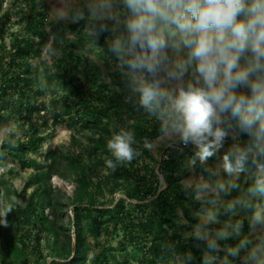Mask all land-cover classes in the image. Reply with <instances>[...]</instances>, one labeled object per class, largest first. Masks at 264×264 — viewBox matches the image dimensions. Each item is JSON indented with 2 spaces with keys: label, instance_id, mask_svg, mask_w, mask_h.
<instances>
[{
  "label": "clouds",
  "instance_id": "1",
  "mask_svg": "<svg viewBox=\"0 0 264 264\" xmlns=\"http://www.w3.org/2000/svg\"><path fill=\"white\" fill-rule=\"evenodd\" d=\"M50 14L57 23L85 22L92 42L108 32L107 53L115 58L125 102L158 122L157 136L143 137L142 146L134 130L113 133L106 142L112 157L105 158L106 167L131 163L142 149L191 145L194 154L185 167L194 170L230 139L221 161L204 168L207 178L193 174L181 181L192 199L208 206L185 238L206 243L202 264H233L229 257L239 264H264V206L255 205L246 234L242 220L218 219L220 209L252 207L247 197L221 196L237 186L241 174L252 178L250 194L264 196V0H59ZM54 43L42 47L41 57L57 56ZM222 173L229 180L213 184ZM11 211L0 212L5 226ZM233 237H239L237 245L224 249L223 258L214 255L220 241ZM163 251L167 264L193 259L191 252L170 245Z\"/></svg>",
  "mask_w": 264,
  "mask_h": 264
},
{
  "label": "rangeland",
  "instance_id": "2",
  "mask_svg": "<svg viewBox=\"0 0 264 264\" xmlns=\"http://www.w3.org/2000/svg\"><path fill=\"white\" fill-rule=\"evenodd\" d=\"M75 2L78 3L79 0ZM58 4L59 0H36L33 5L29 0H0V20L7 14L10 16V20L3 24L2 31L5 38L0 40V58L4 64L8 62L12 53L13 34H18L25 29V17L32 11L45 12V26L48 32L55 25H73L55 21L54 16L50 14V9ZM80 23L83 26L80 32L70 29L65 31V38L56 48L57 56L48 58L40 55L29 60L34 66V71L28 78L32 80L33 92L39 91L37 102L41 110L29 117L21 119L20 116H16L0 123V148L8 147L0 153V212L7 207L12 209L7 214L6 226L5 217L0 215V264H49L60 259L62 248L58 242H66L69 236H73L70 231L73 216L72 202L80 187L79 180L82 175H80V165L86 168L85 184L89 186L91 192H95L96 187L101 184L103 194L96 193L98 207L112 206L120 200H126L125 189L136 186L137 180L133 179L128 183L122 176L115 175L116 169H109L105 165V158H112L106 148L107 140L120 128L130 129L134 119L128 117L125 123L118 122L112 115L114 112H111V119L102 115L98 125L87 118L79 120L88 116L86 106H95L97 110H101L103 105L102 102L97 101L94 81L86 79L83 74L74 75L72 87L67 88L65 82L68 78L60 74L53 75L55 69L52 68L58 60L64 58L63 52L68 50L89 61L97 76L98 86H106L117 94L122 92L118 82L120 85L123 82L115 71V58L107 53V38L101 33L99 39L92 42L85 35V22ZM39 41L40 39L36 38V42ZM52 41L53 36L49 35L45 44L52 46ZM44 45H40V50ZM2 47L6 50L3 51ZM83 68H85L84 65ZM115 76H117L116 80ZM22 88L26 87L22 86ZM105 130H108L109 134ZM30 136L43 138L42 144L36 150L29 151L23 162L20 158L11 157L10 154L14 151L9 148H16L19 143L27 142ZM100 137L102 141L97 145ZM231 144L232 141L227 140L205 165H201L198 161L194 170L186 167L187 177L203 174L207 178L208 173L204 172V168L218 164ZM97 146L100 148L99 151L95 149ZM169 149L162 147L160 152H152V154L157 161H161ZM51 163L54 164L56 171L50 180L46 181L43 174L47 172ZM72 163L78 170L71 173L68 169ZM123 165L132 172L141 168L145 176H150L149 171L155 167V164L145 157L134 159L131 163ZM147 166L150 167L147 169ZM217 179L227 182L229 177L222 173L220 177L212 178L213 184ZM236 184L237 186L228 193L222 192V198L227 200L247 197L250 202L254 201L251 203L252 207H238L234 213H227L220 209L218 219L221 224L242 220V234H246L249 232V218L255 210V205L260 204L259 201L261 198L264 199V196L252 195L248 192L252 178L247 173L241 174ZM160 186L162 190L166 187L163 177H160ZM130 203L135 202H125L126 210H132ZM261 206H264V203ZM207 207L203 204L194 213L198 222L200 215ZM131 218L139 222L146 218V213L133 210ZM84 224L89 243L87 248L89 261L86 264H90L91 260L101 253L110 256L109 264H118L117 262L123 261L140 264L138 255L140 257L141 247H133L125 243L124 230L121 227L115 228L105 223L101 227L100 235L93 238L89 233L88 224L86 222ZM194 225L196 224H189L192 227ZM219 226L210 225L209 227ZM54 229L58 232V237ZM191 231L192 229L188 233ZM233 238L239 241V237ZM229 246L231 245L220 244V249L224 251ZM229 258L233 260V264H239L237 258Z\"/></svg>",
  "mask_w": 264,
  "mask_h": 264
},
{
  "label": "trees",
  "instance_id": "3",
  "mask_svg": "<svg viewBox=\"0 0 264 264\" xmlns=\"http://www.w3.org/2000/svg\"><path fill=\"white\" fill-rule=\"evenodd\" d=\"M30 4H35L36 0H29ZM10 20L7 16L0 20V40H4L5 34L2 29L3 24ZM25 29L18 34L12 36L11 55L6 64L0 58V123L13 117L32 116L41 110V106L37 102L38 93L32 90V80L28 76L34 71V66L30 63V59L41 55L40 45H44L49 35L53 36L55 48L60 46L61 41L65 38V31L70 29L77 32L83 30L81 23L73 25H55L48 32L45 26L46 15L44 11H32L25 17ZM49 33V34H48ZM107 39L110 38L108 32L102 33ZM36 38L40 39L36 42ZM4 49L3 47L1 48ZM4 49L3 51H5ZM64 58L58 60L55 64V74L68 78L65 82L67 88L72 87V76L84 75L86 79L94 81L95 93L100 103L101 110L94 107H85L86 115L82 119H88L92 123L98 125L102 115L106 117H115L116 121L125 123L128 117H132L134 122L130 125V129L136 133L138 141L137 146H142L143 137L149 139L155 138L158 134V122L150 120L143 110L139 111L131 102H125V90L123 84L118 82L122 89L121 93H115L106 86H98L97 76L93 72L92 66L88 60L76 56L73 52L65 50ZM85 68L82 69V66ZM81 70V71H80ZM119 77V76H118ZM117 79V76L114 77ZM25 86L26 88H22ZM105 101V103H104ZM111 119V118H110ZM110 121V120H109ZM109 134L108 130H105ZM97 141V145L102 141ZM247 139L246 136L241 137V142ZM43 142V138H35L30 136L25 143H19L16 148H9L11 157L20 158L23 162L27 153L36 150ZM177 146L170 148L163 156V160L157 161L152 152L142 149V155L138 158L145 157L155 164L150 170V176H145L140 169L136 172L129 171L125 165L116 168L115 175L122 176L129 183L133 179L137 180L134 188L125 189L126 200H120L112 206H99L96 199V193L103 194L101 184L96 187L95 192L89 190V186L85 184L84 176H86V168L80 165L78 188L72 202L73 216L71 220L70 231L73 236H69L68 241L58 242L62 248V254L59 260H54L49 264H86L89 261L87 256V248L89 247L87 230L85 222L89 226V233L93 238L100 235L103 224L111 225L115 228L121 227L124 230V241L133 247H141L140 264H167L165 258L167 253L163 251L165 246H172L179 253L191 252L193 259L189 264H202L203 253L207 251L206 243L194 238H185L188 231L192 229L189 224H197L198 219L195 217L199 208L203 206L198 201L191 198L182 187L181 181L187 177V168L185 164L190 158L194 150L191 145L186 148ZM8 147L0 148V153L7 150ZM96 151H99L97 146ZM137 159V158H136ZM54 164L48 166L44 177L49 181L54 172ZM150 166H147V169ZM143 168V166H142ZM71 173L78 170L74 164L69 165L68 169ZM160 177L165 181V189L160 186ZM130 203L132 208L126 210L125 202ZM254 201H251L253 203ZM259 203L262 205L264 199L261 198ZM143 211L146 218L135 222L131 218L132 211ZM148 211V214H147ZM181 213V214H180ZM187 224H185V222ZM189 223V224H188ZM56 232L57 237L59 236ZM1 235V234H0ZM236 238L223 241L220 244L235 246L238 244ZM219 258H223L225 252L220 250L214 253ZM231 260V258H229ZM110 256L101 253L93 258L90 264H109ZM118 264H130L128 261L117 262Z\"/></svg>",
  "mask_w": 264,
  "mask_h": 264
}]
</instances>
